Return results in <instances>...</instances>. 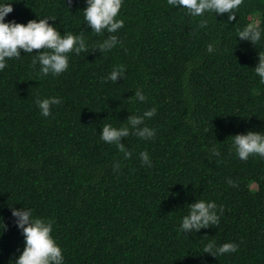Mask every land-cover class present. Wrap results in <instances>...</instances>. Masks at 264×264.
Instances as JSON below:
<instances>
[{
	"label": "trees",
	"instance_id": "1",
	"mask_svg": "<svg viewBox=\"0 0 264 264\" xmlns=\"http://www.w3.org/2000/svg\"><path fill=\"white\" fill-rule=\"evenodd\" d=\"M5 2L13 8L6 21L51 17L61 35L82 34L88 50L70 54L68 70L55 77L41 76L23 51L0 71V220L7 225L0 264L23 250L11 215L23 206L54 222L65 264H264V160L241 161L231 151L237 134L264 135V85L253 70L264 38L253 45L237 37L246 25L264 28V0H243L232 21L211 12L193 17L167 0H124V26L114 33L120 43L104 53L94 46L112 34L86 25L85 0ZM117 65L124 78L106 81ZM137 88L145 102L134 99ZM49 96L61 103L43 117L35 100ZM153 106L145 123L154 139L121 140L130 158L100 139L104 124L120 127ZM213 145L220 156L211 155ZM141 151L151 167L141 164ZM196 199L223 205L224 214L218 226L181 234ZM208 242L238 251L214 257L203 251Z\"/></svg>",
	"mask_w": 264,
	"mask_h": 264
},
{
	"label": "clouds",
	"instance_id": "2",
	"mask_svg": "<svg viewBox=\"0 0 264 264\" xmlns=\"http://www.w3.org/2000/svg\"><path fill=\"white\" fill-rule=\"evenodd\" d=\"M243 0H167L168 5L175 9H182L186 14L196 17L203 16L206 12L216 15L227 14L228 21L236 18V11ZM86 7L82 10L86 25L97 35L109 33L107 38L96 44L94 47L101 53L111 51L120 42L116 33L123 28V19L118 18L124 0H85ZM13 11L11 3L0 0V71L8 65L7 61L13 58L19 59L21 51L24 54L32 55V66L39 65L41 76H58L69 68V55L74 53L80 55L88 50L85 38L82 34L63 33L49 23L53 20L46 17L38 20H29L26 24L13 21H6V17ZM202 20L201 24H206ZM237 37L241 41L258 45L264 38V28L258 25H246L238 31ZM33 50H39L32 54ZM216 49L212 43L207 45V51L213 53ZM259 77V83L264 85V51L258 52V62L253 69ZM125 76L123 65H117L105 77L106 81L116 83ZM137 102H145L146 94L142 89L137 88L133 95ZM40 115L49 117L53 106L61 103L59 96L47 98L37 97L35 100ZM157 113L155 106L144 111L142 114H130L126 123L120 127L112 124H104L99 134L100 139L110 145H115L119 152L123 153L125 159L131 157L132 152L121 142L122 138L134 135L142 140L154 139L156 130L149 127L145 121L153 118ZM232 138L231 151L241 161H247L250 157L264 160V135L251 130L246 134H237ZM209 151L212 156H220V151L214 145ZM142 165L151 167V160L146 151L139 153ZM114 170L119 168V163L114 162ZM227 183L236 187L235 181L228 179ZM188 206L187 214L182 217L179 231L181 234L199 232L200 229L218 226L221 216L224 214V206L216 202L204 199H196ZM11 215L14 223L24 238V247L20 255L12 264H65L63 250L52 235L53 221L50 219L35 217L28 207H11ZM7 230L0 220V236ZM204 253L211 256H230L238 249L235 244L223 243L216 245L208 242L203 249Z\"/></svg>",
	"mask_w": 264,
	"mask_h": 264
},
{
	"label": "rangeland",
	"instance_id": "3",
	"mask_svg": "<svg viewBox=\"0 0 264 264\" xmlns=\"http://www.w3.org/2000/svg\"><path fill=\"white\" fill-rule=\"evenodd\" d=\"M258 24V22H255L253 25H257Z\"/></svg>",
	"mask_w": 264,
	"mask_h": 264
}]
</instances>
